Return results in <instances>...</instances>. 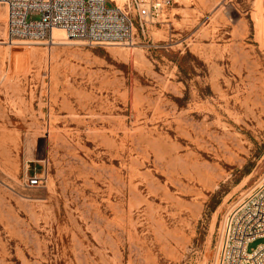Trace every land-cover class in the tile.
<instances>
[{"label": "rangeland", "instance_id": "obj_1", "mask_svg": "<svg viewBox=\"0 0 264 264\" xmlns=\"http://www.w3.org/2000/svg\"><path fill=\"white\" fill-rule=\"evenodd\" d=\"M5 19L0 264H212L264 174V0H174L128 44Z\"/></svg>", "mask_w": 264, "mask_h": 264}, {"label": "built area", "instance_id": "obj_2", "mask_svg": "<svg viewBox=\"0 0 264 264\" xmlns=\"http://www.w3.org/2000/svg\"><path fill=\"white\" fill-rule=\"evenodd\" d=\"M174 0H0L5 32L11 40L51 41L59 29L90 45L132 43L138 29L161 17ZM37 16V18H33ZM39 178L27 179L36 185ZM264 174L229 206L218 227L212 264H264Z\"/></svg>", "mask_w": 264, "mask_h": 264}, {"label": "bare ground", "instance_id": "obj_3", "mask_svg": "<svg viewBox=\"0 0 264 264\" xmlns=\"http://www.w3.org/2000/svg\"><path fill=\"white\" fill-rule=\"evenodd\" d=\"M57 31H59L61 34H62V36H63V38H66V36H65V34H64V32L63 31H61V30H59V29H53V39H55V37L58 35V32ZM12 43V42H11ZM52 43H54V40H53V42Z\"/></svg>", "mask_w": 264, "mask_h": 264}]
</instances>
